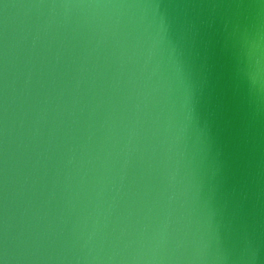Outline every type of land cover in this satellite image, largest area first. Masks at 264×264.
<instances>
[{
  "label": "water",
  "instance_id": "water-1",
  "mask_svg": "<svg viewBox=\"0 0 264 264\" xmlns=\"http://www.w3.org/2000/svg\"><path fill=\"white\" fill-rule=\"evenodd\" d=\"M0 260L264 264V0H0Z\"/></svg>",
  "mask_w": 264,
  "mask_h": 264
},
{
  "label": "clouds",
  "instance_id": "clouds-1",
  "mask_svg": "<svg viewBox=\"0 0 264 264\" xmlns=\"http://www.w3.org/2000/svg\"><path fill=\"white\" fill-rule=\"evenodd\" d=\"M163 31H164V25H163V21H161V30H160V32L157 33V38L159 40L163 39Z\"/></svg>",
  "mask_w": 264,
  "mask_h": 264
},
{
  "label": "snow or ice",
  "instance_id": "snow-or-ice-1",
  "mask_svg": "<svg viewBox=\"0 0 264 264\" xmlns=\"http://www.w3.org/2000/svg\"><path fill=\"white\" fill-rule=\"evenodd\" d=\"M0 264H6V260H0Z\"/></svg>",
  "mask_w": 264,
  "mask_h": 264
}]
</instances>
